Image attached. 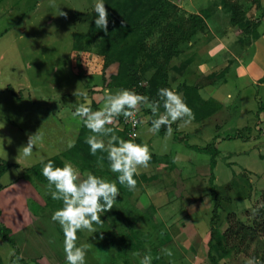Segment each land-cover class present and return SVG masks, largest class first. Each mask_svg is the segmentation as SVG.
Segmentation results:
<instances>
[{"label":"rangeland","instance_id":"374dc122","mask_svg":"<svg viewBox=\"0 0 264 264\" xmlns=\"http://www.w3.org/2000/svg\"><path fill=\"white\" fill-rule=\"evenodd\" d=\"M170 1L184 15L205 16L208 24L207 31L196 35L202 40L188 44L181 56L173 61L172 65L177 67V70L172 69L171 72L174 86L178 88L181 82L193 85L196 77L191 73L188 81H181V67L189 66L192 61L203 63L201 48L210 39L216 40L218 37L231 50L230 54L226 52L220 56L227 58L235 53L234 56L242 58L249 70L248 74L253 75L257 83L248 85L246 80H241L239 83L243 88L239 91L234 75L227 77L224 74L219 77L213 82L214 89L203 90V97L210 98V93L214 91L217 97L224 95L226 106L202 122L192 119L183 126V121L178 120L173 123L175 128L170 138L148 132L151 127L148 124L149 118L141 114V110L145 112L147 108L141 105L139 113L144 121L139 130L138 138L141 142L137 141L138 138L135 142L149 145L151 162L148 168H140L134 177L137 181L134 190L117 183L120 191L117 203L112 210L101 213L103 223L94 224L95 231H78L77 246L88 245L86 264H112L113 259L124 264L126 252L121 245L124 236L136 244L135 249L129 253L134 260L132 264H139L143 257L153 251L156 252V258L165 264H190L192 260L194 264H210V221L214 204L210 185L212 154L203 150L195 151L192 145H210L219 150L214 175L217 191L223 198L216 226L220 228L221 235L229 228V212L236 213L245 224L252 225L255 220L253 215L264 205V120L261 122L256 115L264 102V81H260L264 77V0L261 10L257 9L255 3L245 5L248 16L261 22V39L255 42L250 38L249 45L241 43V30L231 25L229 18L223 14L220 0ZM93 4L94 0H0V137L4 138L0 145L1 158L18 163L21 168H28L40 164L41 158H52L50 155L53 151L65 150L68 145L62 141V133L51 130L55 129L53 124H57L53 118H56L57 111H64L62 125L66 127L65 134L69 129V134L80 132L82 122L78 117H73V104L76 100L82 103L86 101L83 97L73 95L77 87L87 93V100L91 104L98 108L102 106L103 92L109 90L104 86L102 75L110 82L111 76L118 70L116 63L104 72L103 58L93 54L97 48L99 50L102 35L98 34L95 42L84 40L83 43L86 50L92 52L84 58L92 60V55H95L93 63L88 62L87 65V60L83 59L81 65L74 67L75 59L78 61L74 55V47L77 45L75 35L90 28ZM61 12L66 15H61ZM159 37L157 33L149 42L157 43ZM244 41H248L246 37ZM238 58L235 61L231 58L233 66L229 67L230 71L234 68L233 72L237 76L241 73ZM150 76L146 74L143 86H147ZM213 78L214 75L210 74L202 81L210 83ZM224 78L226 82L221 81ZM10 85L16 89V94L22 95V99L4 90ZM110 90L115 92L117 88ZM41 101L50 104V112L45 113L43 106H35L36 102ZM230 109L237 113L228 114ZM261 115L264 119V114ZM257 120L260 126H256ZM178 125H182L179 130ZM249 126L253 128L251 136L255 138L225 139L237 129ZM262 128L261 134L259 129ZM37 132L42 139L36 142L32 156L25 158L19 149L27 144L29 134ZM9 138L11 143L8 142ZM46 139L56 147H49ZM95 165L102 170L104 179L116 180L118 174L110 171L108 163ZM80 170L82 177L87 175L88 171ZM19 173L20 170L11 169L1 182L7 184L17 178ZM31 186L35 195L30 197L32 200L28 204L31 206L27 208L33 214L32 208L37 204L45 205V197L43 199L42 195H46L47 191ZM21 188L18 187L20 193ZM17 195L18 191L14 187L0 192L4 200L0 209V224L14 231L15 234L11 231V236L21 249L20 255H16L13 246L0 237V263L58 264L61 257L63 264H66L64 236L60 225L52 221V214L43 210H39L37 216H29L26 206H22L23 196ZM261 218L257 220L263 222ZM193 224L199 236L191 233ZM190 241L194 242V249L190 248ZM243 243L245 246H237L246 249V253L223 257L220 264H245L252 257L264 261L263 235L255 240L247 238ZM228 245L230 247L233 244Z\"/></svg>","mask_w":264,"mask_h":264},{"label":"trees","instance_id":"16d2710c","mask_svg":"<svg viewBox=\"0 0 264 264\" xmlns=\"http://www.w3.org/2000/svg\"><path fill=\"white\" fill-rule=\"evenodd\" d=\"M220 0L219 6L223 9V14L226 15L231 25L238 27L241 30L242 39L241 43L244 45L250 44L251 40H257L260 38V21L250 18L248 16V9L246 4H256L257 9H263L262 0ZM105 7L108 11V32H103L100 28L95 26L94 20L97 18L96 14H92L91 26L83 33L76 34L75 39L77 41L74 47V55L78 57V61L75 59L76 65H81V61L92 53L90 50H86L83 43L94 41L97 35L103 36L99 50L93 54L103 58L104 72L112 65L116 64L118 70L116 74L111 76V81L105 75H102L104 86L110 88H126L136 91L139 94L148 96L150 100H159L158 89L162 87L171 88L181 94L188 107L194 114V120L202 122L207 118H211L214 114L218 113L221 106L214 100H205L200 94V88L197 85H191L187 82H182L179 87L174 86L173 76L171 77L172 69L177 70L176 66H173V61L178 59L184 49L188 47V44L193 41L197 33H204L207 31V18L201 14L184 15L179 8H176L170 0H103ZM159 33V43H150L149 39ZM244 37L247 38V42L244 41ZM85 40V41H84ZM101 49V50H100ZM91 59L87 60L90 64L93 63L96 58L92 55ZM89 58V57H88ZM185 67H181L182 72ZM147 75H151L147 80V86H143ZM81 75V74H80ZM78 75L79 77H81ZM8 91L15 95L17 98L22 99V95L16 94V90L8 88ZM93 110L99 109L94 104H91ZM164 111L163 102L161 101V107L159 112ZM264 112V105L261 104L259 113ZM141 114L146 117H151V110L146 109L145 112L141 110ZM259 116V115H258ZM155 118V117H153ZM123 116L116 118V123L110 125L115 130L116 135L124 139H129L128 128H123L122 121ZM259 123V122H258ZM148 124L151 126L150 119ZM259 125V124H258ZM174 129V125L172 124ZM262 130H259L261 133ZM160 135H165L166 128L161 127L158 132ZM252 128L246 127L237 131L232 135H227L225 139H251ZM90 135L89 130L81 124L80 132L76 143L68 149L66 152L59 156H54L47 160H52L56 166H63L64 161L72 162L76 164L77 168L81 172H91L99 177L102 176V170L95 164H107L106 153L97 152L93 156L90 152V147L85 143L86 136ZM179 136V134L176 133ZM138 142H141L138 138ZM196 151H205L212 154V160L210 163V185L211 196L213 200V211L211 217V230H210V249H209V263L220 264L224 259L223 257H233L234 254L246 253V249L240 248L239 245L245 246L244 241L247 238L255 240L257 237L264 236V221L259 222L258 217L264 220V205L253 216L255 220L252 225L245 224L237 214L229 212L227 216V223L229 228L221 235L220 228L217 226V221L220 219L219 211L222 207L221 195L218 193L215 185L214 170L217 165V156L219 150L212 146L198 147L191 146ZM99 156H104L102 162L98 161ZM106 159V160H105ZM45 160V162L47 161ZM20 170L19 175L13 181L3 184L2 178L11 170ZM23 181L27 183L25 186L33 185L35 189L40 188L46 190L47 194L42 195L45 205L37 204L32 208L34 215H38L39 210L48 209L52 213L62 206L61 201L53 200L50 193L47 190V180L42 175V165L37 164L28 168H21L18 163L5 160L0 157V192L7 189L12 185ZM32 187V186H31ZM24 192V191H23ZM20 193V192H19ZM42 193V192H41ZM40 193V194H41ZM36 199V198H35ZM32 200V199H28ZM27 207L31 206L28 204ZM30 203V202H29ZM36 204V203H35ZM31 208V207H30ZM29 208V209H30ZM102 217V215H101ZM59 224L58 222H56ZM99 235V231L96 232ZM0 237L11 244L16 250V255H20V247L15 239L11 236V229L0 224ZM224 238V241H223ZM131 240V238H130ZM129 240V241H130ZM122 249L126 252L124 264H132L133 259L129 256L130 251H133L136 244L129 242L127 237L122 238ZM223 242V243H222ZM228 244H233L229 247ZM251 247V246H250ZM249 247V248H250ZM240 251V252H239ZM151 258V264H158L160 258H156V252L148 253ZM121 258V257H120ZM223 258V259H222ZM112 264H119L116 259H113ZM13 263V261L11 262ZM1 264V263H0ZM141 264V262H139ZM246 264V262H245Z\"/></svg>","mask_w":264,"mask_h":264},{"label":"clouds","instance_id":"9594fccd","mask_svg":"<svg viewBox=\"0 0 264 264\" xmlns=\"http://www.w3.org/2000/svg\"><path fill=\"white\" fill-rule=\"evenodd\" d=\"M93 10L97 17L94 20L95 26L107 33L108 11L103 0H94ZM61 15L66 14L61 12ZM157 94L159 100H150L148 96L131 89L120 88L115 92L109 89L103 92L102 106L93 110L91 102L87 100L86 92L77 87L73 93L75 97H83L86 101L82 103L76 100L72 113L73 117H78L90 132L85 138V143L89 145L93 156L97 152L106 153L110 171L117 173L118 176L113 181L92 172L82 177L79 170L69 161H64L61 167L56 166L52 160L45 162L44 158H41L42 175L48 182L47 190L53 200L62 202V206L53 212L51 219L58 222L62 229L66 264H86L88 245L77 246L78 231H95L93 225L103 223L101 213L112 210L117 203V197L120 195L117 183L134 190L137 184L134 177L138 175L140 168H148L151 162L149 145L135 142L137 136L135 132L131 133L129 139L116 135L114 128L110 127L116 123V118L123 116L125 121H130L135 128L144 122L136 118L143 105L150 109L152 114L149 117L151 127L148 128V132L156 134L164 126L167 138L172 136L173 123L182 120L183 126H186L195 118L183 97L175 90L162 87L158 89ZM161 101L164 108L162 113L159 112ZM185 117L187 119H184ZM181 126L178 125L177 130ZM41 139L42 136L38 132L29 134L27 144L19 151H22L25 158L31 157L36 142ZM3 141L4 138L0 137V145ZM8 142L11 143L10 138ZM97 159L102 162L104 156H99ZM168 254L171 255V252ZM141 264H151V258L143 257ZM246 264H264V261L252 257L246 260Z\"/></svg>","mask_w":264,"mask_h":264},{"label":"crops","instance_id":"0c3cea01","mask_svg":"<svg viewBox=\"0 0 264 264\" xmlns=\"http://www.w3.org/2000/svg\"><path fill=\"white\" fill-rule=\"evenodd\" d=\"M205 37H206V35H205ZM261 38H259V39H257L255 42H258L259 40H260ZM199 40H202V38H199V37H197L196 36V38L193 40V41H191L190 43H193V42H195V41H199ZM204 40V39H203ZM204 41H207V40H204ZM189 43V44H190ZM201 50H202V53H201V59H203L204 61H203V63H201V64H196L195 62L196 61H192L191 63H190V65L189 66H187L186 68H185V70L182 72V77L183 78H181V81H188L189 80V73H191L192 75H195V77H196V80H195V82L193 83V85H197L199 88H200V94H201V96L203 97V90L204 89H210V91L212 90V89H214V81H216L219 77L221 78L224 74H225V76H227V77H229L230 75H234L235 77H236V79H237V81H236V87H237V89L240 91L242 88H243V86H242V84H241V82L239 83V81H241V80H246L247 82L246 83H248V85L250 84V83H253V84H255V83H257V79H255L254 77H253V75H251V74H248V72H249V70H248V68L244 65V62H243V59L242 58H238L237 56H234V54H233V56H228L227 58H223V57H221L220 55L221 54H223V53H226V52H228L229 54L231 53V50H229L228 48H227V45L224 43V41L223 40H221V38L220 37H218V39H216V40H214L213 38L212 39H210L208 42H207V44H205L204 45V48H201ZM231 58H234V61L236 60V58H238V59H240L239 61H238V63H239V67H241V70H240V75L239 76H237L234 72H233V70H234V68L230 71L229 70V67H231V66H233V65H231L232 63H231ZM196 65H195V64ZM200 67V68H199ZM208 73V74H207ZM210 74H213L214 75V78L213 79H211L210 80V83H205L204 81H202L203 79H204V77H207L208 75H210ZM192 77V76H191ZM215 77H217V78H215ZM222 82L223 81H225L226 82V79L224 78L223 80H221ZM259 81V80H258ZM260 81H264V77L262 78V79H260ZM182 83V82H181ZM258 84H260V83H258ZM10 87H12L11 85L10 86H8L6 89H4L5 91H8V88H10ZM13 88V87H12ZM4 90H2L1 92H4ZM16 90V89H15ZM17 92V91H16ZM10 93V92H9ZM11 94V93H10ZM211 94V97L210 98H204L205 100H214V101H216V102H218L219 104H220V106H221V109L219 110V112L224 108V106H226L225 105V103H224V95H222V97H217L216 96V93H214V91L213 92H211L210 93ZM11 95H13V94H11ZM14 97H16L15 95H13ZM17 98V97H16ZM261 103V102H260ZM261 104H263L264 105V102H262ZM259 105V104H258ZM35 106H43L44 108H43V111H45V113H48V112H50V110H51V107H50V104L49 103H46V102H44V101H41L40 103H38V102H36V104H35ZM218 112V113H219ZM228 112V114H235V113H237L236 111H234V110H228L227 111ZM264 114V112H261V113H259V108H258V110H257V113H256V115H257V119H259L261 122H263V120L264 119H262V115L261 114ZM65 114H64V111H57V116H56V118H53V121L54 122H56L57 124H53V125H55V129H51L52 131H54V132H61L62 133V138H64L62 141L63 142H66V144L68 145L67 146V148L65 149V150H58V151H53V152H51V155H50V157L52 156V157H54V156H59V155H61L62 153H64V152H66L68 149H70L71 147H73V145L76 143V141H77V138H78V134H79V131H74V132H72L71 134H69L70 133V129L69 130H67V133L65 134V132H64V130H65V126L64 125H62V123H63V116H64ZM259 115V116H258ZM9 121V120H8ZM48 121L50 122L51 120L50 119H48ZM59 121L61 122V125H59ZM259 121V122H260ZM10 122V121H9ZM258 123V120H257V124H256V126H260L261 124H259ZM38 127H39V125H37ZM40 127H42V126H40ZM250 127V126H249ZM250 128H252V127H250ZM252 130H253V128H252ZM260 130V129H259ZM52 131H50V132H52ZM263 133V128H262V131H261V134ZM252 138H255V136H251V139ZM250 139V140H251ZM262 139V138H261ZM224 140V139H223ZM263 140H264V138H263ZM46 141L49 143V141L46 139ZM63 142L62 143H60L59 144V147H61V145L63 144ZM220 143V141H218V144ZM55 144L53 143V142H50L49 143V147H56V145L54 146ZM46 147H47V145H46ZM196 151V150H195ZM58 152V153H57ZM54 153H56V154H54ZM54 154V155H53ZM46 159H48V158H46ZM45 160V159H44ZM217 166V165H216ZM7 175V174H6ZM5 177V176H4ZM27 183H24L23 181H21V182H19V183H17L16 185H12V186H10V187H8L7 189H9V188H12V187H14V189H15V191H18V195L17 196H23V201H22V206L23 207H25L26 206V208H27V201H28V199L30 198V197H33L35 194H33L34 193V191H33V188L31 189V186H25ZM22 186V193H20L19 194V191L20 190H18V187H21ZM28 189V191H27V189L26 190H23V189ZM7 189H5V190H7ZM31 189V190H30ZM5 190H3V191H5ZM24 191V192H23ZM2 192V191H1ZM31 192V194H29ZM36 193V192H35ZM37 194V193H36ZM17 196H14V197H17ZM8 197V196H7ZM37 199V198H36ZM3 203H4V200H2V197H0V209H1V207H2V205H3ZM44 212H48V213H50V214H53L52 213V211H50V210H48V209H44L43 210ZM26 213L29 215V216H33L34 217V215L33 214H30L29 213V211H28V208L26 209ZM0 220H1V217H0ZM54 222V221H53ZM56 225H58L56 222H54ZM7 228H9V229H11L9 226H6ZM193 232H191V233H194V234H196V236H199L200 235V233H199V231H198V229H197V227H196V225H194L193 224ZM11 231H12V233L13 234H15L14 233V231L11 229ZM186 231H188V230H186ZM179 232V231H178ZM190 248L191 249H194V242L193 241H190ZM196 247H198V246H196ZM192 251V253H197V252H194L193 250H191ZM57 255L55 254V257H56ZM60 259V262H58V264H63V260H62V258L60 257L59 258ZM54 260H57V259H54ZM39 262V261H38ZM64 262H66V261H64ZM195 262L192 260L191 261V263L190 264H194ZM38 264H42L41 262H39ZM158 264H165L164 262H159ZM168 264H170V263H168ZM172 264H174V263H172Z\"/></svg>","mask_w":264,"mask_h":264},{"label":"built area","instance_id":"2783aa9c","mask_svg":"<svg viewBox=\"0 0 264 264\" xmlns=\"http://www.w3.org/2000/svg\"><path fill=\"white\" fill-rule=\"evenodd\" d=\"M136 118H137V120H142L143 121V118L141 117V114L139 112H138ZM141 125H142V123L138 124L134 128L130 121H125V119L122 121V126H123V128H125V127L128 128L130 137H131V133H133V132H135L137 134L136 138L139 137V130H140Z\"/></svg>","mask_w":264,"mask_h":264}]
</instances>
